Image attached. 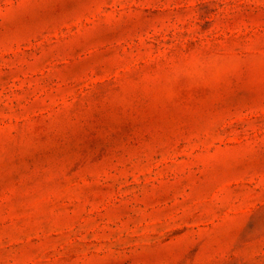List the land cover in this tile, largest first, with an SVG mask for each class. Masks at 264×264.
<instances>
[{"label":"rangeland","instance_id":"rangeland-1","mask_svg":"<svg viewBox=\"0 0 264 264\" xmlns=\"http://www.w3.org/2000/svg\"><path fill=\"white\" fill-rule=\"evenodd\" d=\"M0 264H264V0H0Z\"/></svg>","mask_w":264,"mask_h":264}]
</instances>
